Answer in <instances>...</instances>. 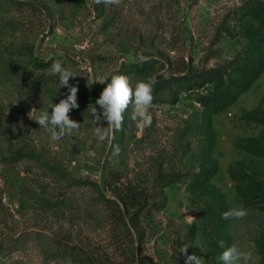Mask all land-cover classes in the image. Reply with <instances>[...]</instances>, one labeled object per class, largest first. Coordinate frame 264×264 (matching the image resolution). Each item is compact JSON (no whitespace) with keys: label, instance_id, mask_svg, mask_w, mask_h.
<instances>
[{"label":"rangeland","instance_id":"1","mask_svg":"<svg viewBox=\"0 0 264 264\" xmlns=\"http://www.w3.org/2000/svg\"><path fill=\"white\" fill-rule=\"evenodd\" d=\"M53 61L77 75L60 139L35 121L68 94ZM119 74L155 79L150 126L131 102L119 128L92 117ZM232 244L264 264V0H0V264H221Z\"/></svg>","mask_w":264,"mask_h":264},{"label":"clouds","instance_id":"2","mask_svg":"<svg viewBox=\"0 0 264 264\" xmlns=\"http://www.w3.org/2000/svg\"><path fill=\"white\" fill-rule=\"evenodd\" d=\"M51 71L58 75L60 85L67 87L68 94L66 98L60 99L58 103L51 106V112H42L35 121L41 127L50 126L52 139H60L64 134L71 133L72 130L80 126V123L69 115L73 109L79 107L77 100L78 87L69 84V78H74L77 75L60 61H53ZM107 78L105 77L98 82L104 83ZM155 83L154 78L141 79L133 83L127 75H112L110 82L102 90L91 109L92 117L99 121L101 119L105 120L109 129L119 128L123 120V114L131 102L133 104L132 119L137 120V126H150L152 123L150 108L153 103ZM97 105L99 106V114ZM94 131L98 140L103 141L105 139L106 130L104 128L98 126ZM244 214L243 210L230 209L223 214V218L241 217ZM221 247H223V244H221ZM187 248L182 246L180 249V253L186 255L185 264H205L204 259L195 253L188 255ZM218 260L221 264H247L249 255L241 251L235 244H232L224 248Z\"/></svg>","mask_w":264,"mask_h":264},{"label":"trees","instance_id":"3","mask_svg":"<svg viewBox=\"0 0 264 264\" xmlns=\"http://www.w3.org/2000/svg\"><path fill=\"white\" fill-rule=\"evenodd\" d=\"M215 82H216L217 84H219V85H222V80H221V78H218Z\"/></svg>","mask_w":264,"mask_h":264}]
</instances>
